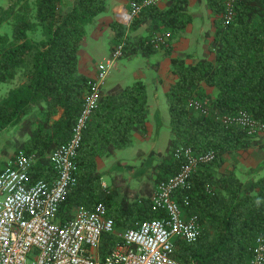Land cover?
Instances as JSON below:
<instances>
[{"label":"trees","instance_id":"1","mask_svg":"<svg viewBox=\"0 0 264 264\" xmlns=\"http://www.w3.org/2000/svg\"><path fill=\"white\" fill-rule=\"evenodd\" d=\"M0 0V87L19 76L21 82L0 98V140L14 130L15 138L6 148L35 154V179H52L50 153L69 138L79 113L88 77L78 69V53L87 27L106 13L109 0ZM138 3L143 0H126ZM213 15L214 34L208 42L214 60L201 58L187 63L186 56L170 59L174 82L165 93L170 137L164 153L150 150L135 171L142 181L131 194L124 175L101 185L98 160L115 156L132 144L133 135L146 134L149 116L147 87L141 81L115 84L102 89L77 151V186L68 194L58 220H70L80 207L103 203L108 217L118 229L151 219L150 199L157 183L174 175L181 160L172 156L178 146L190 147L195 154L213 151L212 163L193 176L188 212L197 214L199 239L185 243L174 239L172 256L182 264H249L258 237L264 238V174L251 181L234 171H222L227 157L251 148L264 149V136H249L239 126H224L220 117L245 111L264 122V0H236L234 16L223 23L224 0H208ZM188 0H167L164 9L144 7L125 26L110 23L113 41H124L123 56H142L157 49L154 36L169 34V42L184 36L192 24ZM144 37L132 36L143 26ZM38 34L39 38L32 39ZM167 54L170 44L163 46ZM206 88H215L211 94ZM205 100L209 113L201 115L191 106L192 99ZM7 153V149L2 151ZM134 166L124 165V171ZM180 196H177V200ZM120 239L103 235L101 257Z\"/></svg>","mask_w":264,"mask_h":264},{"label":"built area","instance_id":"2","mask_svg":"<svg viewBox=\"0 0 264 264\" xmlns=\"http://www.w3.org/2000/svg\"><path fill=\"white\" fill-rule=\"evenodd\" d=\"M159 0L130 3L129 21L144 7ZM236 0H224L221 19L224 24L234 16ZM169 34L154 36L150 44L156 49L167 46ZM124 41L115 43L109 56L97 63L86 82L79 113L68 140L50 153L52 179H35L32 170L35 154L18 152L0 168V264H182L172 256L174 239L195 243L201 233L197 214L188 212L189 190L194 174L215 159L213 151L195 154L190 147L178 146L172 156L181 160L174 175L160 180L151 196L155 216L117 230L101 202L92 208L78 207L70 220L61 222L58 213L68 194L77 186L75 158L83 132L97 108L102 86L112 69L123 57ZM191 108L209 113L205 100L192 99ZM228 126H239L249 136H264V122L245 111L220 117ZM177 196L180 199L177 200ZM103 235L120 239L110 252L101 257ZM249 264H264V238L258 237Z\"/></svg>","mask_w":264,"mask_h":264},{"label":"crops","instance_id":"3","mask_svg":"<svg viewBox=\"0 0 264 264\" xmlns=\"http://www.w3.org/2000/svg\"><path fill=\"white\" fill-rule=\"evenodd\" d=\"M166 1L167 0H159L156 6L160 9H164ZM188 1L189 11L193 16V22L192 24L187 26L182 38L174 42L168 41V45L170 44L171 49L169 55L167 54L165 49L156 50L154 53L147 56H142L135 50V53L133 55L128 57L123 56L124 61L121 63H117L115 67V69H117L119 66L123 71L125 70L124 72H129L128 74H130V82L122 85H130L135 81H141L146 85L149 105V116L146 123V135L147 140L151 139L153 143H156L155 141L157 139L160 125L158 122H155L159 117V112L155 110L151 113L150 101H153L152 97L155 98L158 89H160L161 92L165 95L170 85L174 82V77L169 72L170 59L180 56H186L187 63L196 62L201 58H206L210 61L214 60V54L209 52L208 50V42L212 40L215 31L214 21L216 19V16L213 15L209 10L207 5L208 0ZM129 11L130 3H128L126 0H109L106 13L97 17L94 22L87 27L85 38L81 43L78 53V69L81 74L85 75L88 78L92 77L97 65L96 62L92 59L93 49L87 48L89 39L97 41L102 33L107 32L109 36L108 44L110 51L114 43V33L110 29L109 25L112 22H118L125 26L129 25ZM145 35L146 31L144 25L139 27L132 33V36L137 37H144ZM115 84L121 83L116 82ZM113 85L107 87L106 89H109ZM149 89L151 91V100L148 93ZM206 91L213 94L216 90L215 88H206ZM152 105L154 106L155 102H152ZM139 137L142 136L133 135L132 144H136L135 141ZM141 142H143V140L138 144H141ZM153 143L152 145L154 147ZM132 144L131 147L133 146ZM248 151V154L253 158L251 164L244 165L245 168H243L240 164L231 167V169L233 168L235 173L244 181L254 180L264 174V149L251 148ZM124 165L125 164H123V166Z\"/></svg>","mask_w":264,"mask_h":264},{"label":"rangeland","instance_id":"4","mask_svg":"<svg viewBox=\"0 0 264 264\" xmlns=\"http://www.w3.org/2000/svg\"><path fill=\"white\" fill-rule=\"evenodd\" d=\"M1 4L3 6L8 5L7 0H2ZM128 24V23H127ZM9 31V29L5 26L0 28V34ZM33 40H36L39 38L38 34H34L31 36ZM109 36L107 32L102 33L97 41H94L92 39H89L88 47L90 49H93L92 53V59L97 63L102 61V59L109 56ZM114 42V41H113ZM115 43H113L114 45ZM168 46V44H167ZM166 47V46H165ZM163 47L158 48L157 50H163ZM124 61V58L122 57L118 63H121ZM134 64V63H133ZM125 71V70H124ZM119 66L117 69H112L109 73V76L106 79L105 84L103 85V89H106L107 87L115 84L116 82H120L121 84H127L130 82V74L129 72H124ZM126 73V75H125ZM20 77L17 76V78L4 83L0 87V98L3 97L7 91L17 84L21 82L19 79ZM149 97L151 100V91L148 90ZM152 102H155V105H152V102L150 101V111L151 113L155 110L159 112V117L157 119L160 128L157 134L156 143H153L151 139L147 140V135H143L142 137H139L135 142L136 144H132L133 146L119 150L116 152V155L113 157L103 158L98 160L97 167L98 171L101 173V185L103 187L109 185L111 182L112 177L116 175H124L125 184L128 185L130 188L131 194L134 195V193L138 190V188L141 186L142 181L146 178L137 179L135 177V171H137L138 168H140L143 161L147 158V154L150 150L154 149L155 152H161L164 153L166 147H167V141L170 137L169 130H168V123H169V115L167 110V103L165 95L161 92L160 89L157 90V93L155 95V98L152 97ZM15 138L14 136V130H10L5 132L0 140V168L3 167L9 160H11L14 157V148H6L8 141H13ZM154 139V140H155ZM141 144L140 141H142ZM154 144V147L152 145ZM138 144V145H137ZM4 149H7V153H3L2 151ZM249 151L246 152H238L234 154L233 156L227 157V161L222 168V171H226L231 169L234 165H242L243 168H245L244 165L251 164L253 161V158L251 155L248 154ZM122 164V165H121ZM123 164L125 165H131L134 166L133 170L130 171H124L123 170ZM244 171V170H243ZM244 173V172H243ZM120 230V229H118Z\"/></svg>","mask_w":264,"mask_h":264}]
</instances>
